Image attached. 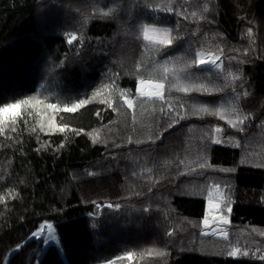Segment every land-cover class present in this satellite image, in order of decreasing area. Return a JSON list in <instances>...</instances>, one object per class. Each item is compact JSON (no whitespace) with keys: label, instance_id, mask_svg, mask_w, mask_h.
I'll list each match as a JSON object with an SVG mask.
<instances>
[{"label":"trees","instance_id":"obj_1","mask_svg":"<svg viewBox=\"0 0 264 264\" xmlns=\"http://www.w3.org/2000/svg\"><path fill=\"white\" fill-rule=\"evenodd\" d=\"M145 2L0 0V106L28 101L0 129V264H264V0ZM145 24L173 44L145 40ZM199 50L222 69L185 67ZM138 78L162 97L138 95ZM234 106L252 113L247 137ZM214 184L232 207L224 237L203 233ZM45 221L54 243L32 235Z\"/></svg>","mask_w":264,"mask_h":264},{"label":"snow or ice","instance_id":"obj_2","mask_svg":"<svg viewBox=\"0 0 264 264\" xmlns=\"http://www.w3.org/2000/svg\"><path fill=\"white\" fill-rule=\"evenodd\" d=\"M145 7H150V5H145ZM167 11L171 12L172 9L168 8L166 9ZM252 29L249 28L248 32L251 33ZM143 37L145 40L148 41H156L158 44L160 45H166V46H171L173 44V40L170 38L169 35V30L165 29V30H160L157 29L154 25H148L145 24L143 25ZM76 37L74 34L70 35L68 38V42L69 44H71L73 42V40H75ZM219 57H215L213 58V54L212 53H204V52H196L194 54V57L191 60V64L190 65H185V67L187 68H191V67H198L200 65L206 64V63H213L215 64L217 60H219ZM219 66V65H217ZM163 71L165 73L168 72V69L165 67L163 69ZM191 71H189V76H191ZM233 80H235V77H233ZM145 81L141 80L139 82V85L137 86L136 91L138 93H140L141 95L147 94V95H154V96H160L161 95V88L163 87V85L159 82H155L153 83L152 81H148L147 82V88L148 91L145 92ZM177 87H179V85H177ZM215 87V86H214ZM225 87H227V85H225ZM181 91L188 93L191 91H197V92H203L206 91L205 86L201 85V86H193V87H182L180 88ZM216 91H223V88H219V87H215ZM231 92L233 93V101L238 102L241 99V94L239 92H237L235 87H232ZM249 92L245 91L243 93V96H249ZM21 103H28L27 100L25 101H18L17 103H5L3 104V106H0V129H2L3 124L6 120V118H10L12 116H14L15 114V110L19 107V105ZM86 101L81 100L79 101L78 104H75L72 106V108L67 109L68 111H75L76 108L82 106L83 104H85ZM124 103L127 105V107L129 109L133 108V102L130 99H125ZM49 107L55 109L56 105H49ZM205 111H208L207 107L205 106L204 109ZM214 114H221L219 110H217ZM232 114L236 116V119H228V124L231 125L232 128L237 129V131L239 133H243L245 137H247L249 135L250 129L245 127V122L249 121L252 118V113H248L247 115H242L240 112L237 111V108L234 106L232 108ZM223 118V117H222ZM173 123H177V121L174 119ZM172 125H169V127H171ZM262 127H264V123H262L261 125ZM60 131H63V129H59ZM80 131H83L82 129ZM216 131H220L219 128L216 129ZM79 134V132H77V135ZM213 143L214 144H220L221 141L218 139H213ZM237 147H240V144L237 143L236 145ZM247 156H242L240 159V164H244L246 162ZM205 167V165H201V168ZM259 167L264 168V161H262L259 164ZM224 171L227 172H235L236 169L235 168H231V169H225ZM4 197L0 196V200H3ZM262 199H264V197H262ZM223 201V203L227 204V211L228 213H231L232 211V207H231V203L225 199V194L221 191L220 189V185L219 184H215L213 185V187H210L207 189V208L205 210L204 213V217H203V224L204 225H209L210 222H223V223H227L228 222V216L222 214V204L221 202ZM96 202L93 201V204H95ZM98 207H107V208H119L120 205L119 204H107V205H97ZM45 224L47 225V228L49 230V235L51 236V238L55 239V236L52 235L53 233V225L51 223H48L47 221H45ZM44 225H41V227H43ZM221 236H226L227 233L224 232H220L218 233ZM33 236H38L40 235L39 230L36 232L32 233ZM169 235H171V233H169ZM262 235H264V233H262ZM47 239V238H46ZM19 247V245L17 246ZM239 253V250L236 248H232L230 251L227 252V255L229 257H235L237 256ZM240 255L243 256H248V255H258L259 253H250L248 250L243 251L242 253H239ZM126 258H131L132 257V253H126L125 254ZM260 260L264 261V255H260L259 256ZM104 264H115L114 260H107L104 262Z\"/></svg>","mask_w":264,"mask_h":264},{"label":"rangeland","instance_id":"obj_3","mask_svg":"<svg viewBox=\"0 0 264 264\" xmlns=\"http://www.w3.org/2000/svg\"><path fill=\"white\" fill-rule=\"evenodd\" d=\"M151 26V25H150ZM155 26V25H154ZM157 29H160V30H165V29H167V30H169V28H167V27H159V26H155ZM169 34H170V30H169ZM152 42H156V41H152ZM133 49H134V47H132ZM197 52H204V53H212L213 54V58H215V57H219L220 59L219 60H217L216 61V63L215 64H213V63H206V64H203V65H200V66H203V67H213V68H215V69H222V67H223V55L220 53V52H213V51H208V50H199V51H197ZM134 62H135V53H133L132 52V58H131V65H130V72L131 73H133L135 70H134ZM217 65H219V66H217ZM141 80H143V81H145L146 83H145V92H147L148 91V88H147V82L148 81H152L153 83H155V82H159V83H161L162 85H163V83L162 82H160V81H153V80H147V79H141V78H138L137 79V86L139 85V82L141 81ZM137 86H136V89H137ZM137 92V91H136ZM137 94L138 95H140V96H147V97H155V98H161L162 97V95H163V87L161 88V95L160 96H154V95H147V94H144V95H141L140 93H138L137 92ZM130 99V100H132V102H133V98L132 97H130V96H125L124 97V100L125 99ZM215 185V184H214ZM211 187H213V185L211 186ZM220 189H221V191L223 192V189L220 187ZM206 208H207V202H206V206H205V210H206ZM222 214H224V215H226V216H229L228 214V211H227V207H226V211H222ZM226 224L227 223H223V222H219V221H217V222H210L209 223V225H204L205 226V229H204V231H203V233L205 234V235H210V234H212V235H214V236H218V237H224V236H221V235H219L218 233H220V232H224V233H226V231H225V226H226ZM42 225H44L43 227H39L38 228V230H39V232H40V235H38V236H35V237H37L38 239H42L43 241H44V243L45 244H48V243H51V242H56V238L55 239H53V238H51V236L49 235V230H48V228H47V225L46 224H42ZM37 230V231H38ZM52 235H54V232L52 233ZM55 236V235H54ZM47 238V239H46ZM234 248H236V249H238L239 250V253L241 252L240 251V249H239V247H234ZM238 253V255H240ZM237 255V256H238ZM237 256H235V257H237Z\"/></svg>","mask_w":264,"mask_h":264},{"label":"crops","instance_id":"obj_4","mask_svg":"<svg viewBox=\"0 0 264 264\" xmlns=\"http://www.w3.org/2000/svg\"><path fill=\"white\" fill-rule=\"evenodd\" d=\"M124 3L127 7L135 11H144L146 8L145 0H124Z\"/></svg>","mask_w":264,"mask_h":264},{"label":"bare ground","instance_id":"obj_5","mask_svg":"<svg viewBox=\"0 0 264 264\" xmlns=\"http://www.w3.org/2000/svg\"><path fill=\"white\" fill-rule=\"evenodd\" d=\"M85 22V21H84ZM237 148V147H236ZM124 193V192H123ZM125 196V195H124ZM111 202V201H110ZM162 237V236H161ZM25 263V262H24Z\"/></svg>","mask_w":264,"mask_h":264}]
</instances>
